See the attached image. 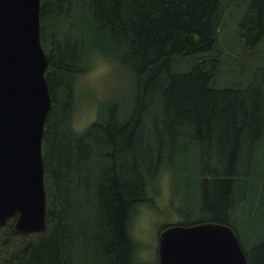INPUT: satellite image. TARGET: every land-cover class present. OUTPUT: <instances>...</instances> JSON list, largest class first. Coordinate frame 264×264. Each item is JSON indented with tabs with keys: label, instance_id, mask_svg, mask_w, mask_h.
I'll return each mask as SVG.
<instances>
[{
	"label": "trees",
	"instance_id": "16d2710c",
	"mask_svg": "<svg viewBox=\"0 0 264 264\" xmlns=\"http://www.w3.org/2000/svg\"><path fill=\"white\" fill-rule=\"evenodd\" d=\"M224 1L41 0V42L53 101L43 138L48 226L25 235L15 228L17 216L11 217L0 228V264H78L84 253L77 242L91 238L103 246L101 264H140L131 218L138 205H151L168 161L176 163L175 172L195 171L194 182L204 191L201 219L228 224L237 233L239 218L229 214L247 199L253 201L252 213L264 200V63L245 85L239 78H222L229 27ZM238 35L240 48L231 53L232 61L264 57V0H250ZM92 51L120 52L121 62L135 72L138 92L125 120L116 104L105 106L107 114L80 131L73 126V106L79 77L94 64ZM184 61L191 66L174 70ZM163 76L168 80L160 89L163 107L178 116L186 112L185 127L197 137L180 130V140L197 145L178 144L167 156L162 144L143 154L146 115L153 105L146 102L148 89ZM197 151L200 166L194 163ZM246 225L253 244L237 235L248 262L264 264L260 223Z\"/></svg>",
	"mask_w": 264,
	"mask_h": 264
},
{
	"label": "water",
	"instance_id": "95a60500",
	"mask_svg": "<svg viewBox=\"0 0 264 264\" xmlns=\"http://www.w3.org/2000/svg\"><path fill=\"white\" fill-rule=\"evenodd\" d=\"M41 42V0H0V228L14 216L25 235L47 229L43 138L52 96ZM160 264H249L232 226L171 224Z\"/></svg>",
	"mask_w": 264,
	"mask_h": 264
},
{
	"label": "rangeland",
	"instance_id": "374dc122",
	"mask_svg": "<svg viewBox=\"0 0 264 264\" xmlns=\"http://www.w3.org/2000/svg\"><path fill=\"white\" fill-rule=\"evenodd\" d=\"M249 4L250 0H225L223 11V17H227L229 27L222 44V49L226 51L222 78L231 81L239 78L241 85L247 84V78L250 80L257 78L255 72L264 63L262 54L242 63L230 59L232 52L239 51V24L247 12ZM91 56L94 64L90 70L82 73L79 77L78 91L73 106V126L80 131L95 122L100 114L106 115L105 106L112 107L116 104L119 117L125 120L131 113L138 92L135 72L132 67L121 62L120 52L102 54L92 51ZM234 56H237V52ZM195 59L197 61V57ZM191 64V61H184L173 65V68L176 71H183ZM245 72L248 74L244 75ZM167 85L168 80L166 76H163L159 82L149 86L146 102L149 106L153 101V105L146 115L148 126L144 128L146 130L142 140L143 154H146V151L156 150L162 144L166 146L165 154L167 156L178 144L184 146L197 145L196 142L188 138L180 140V130L189 131L190 136L197 137L191 129L185 127L189 126L185 119L186 112L178 116L176 110L167 111L164 109L160 89ZM215 124L218 125L219 122H215ZM213 139L215 140L214 143L219 145L217 133ZM195 153H197L198 159H195L194 163L198 166L200 153L199 151ZM175 166V162H167L168 173L164 174L163 177L160 176L162 181L158 188L152 192L154 198H152L151 205H138L136 207L137 213L131 218L130 236L136 242L138 252L142 250L148 252L149 264H158L159 231L164 225L180 221L193 222L202 216L200 210H203L204 191L200 185L194 182L195 171L175 172L176 169L175 171L172 169ZM94 173H99V169L96 168ZM211 196V200H215V195L213 196L212 192ZM252 202L251 199H247L245 203H242V206H238L235 211L229 214L233 218L238 216L237 233L241 239L245 235L250 245L253 244L249 240L250 234L254 235L252 230L250 232L247 229L246 221L257 223L258 220L260 231L264 233V200L257 202L254 211L250 213ZM77 244L81 246L79 250L84 253V255L77 256L78 264L102 263L104 249L102 244L101 249L99 248L98 240L94 238L87 241L80 239Z\"/></svg>",
	"mask_w": 264,
	"mask_h": 264
},
{
	"label": "flooded vegetation",
	"instance_id": "af4514ba",
	"mask_svg": "<svg viewBox=\"0 0 264 264\" xmlns=\"http://www.w3.org/2000/svg\"><path fill=\"white\" fill-rule=\"evenodd\" d=\"M161 178L160 179H157V181H156V183L155 184H158V185H160V183H161ZM158 188V186L156 185V187H155V189H157ZM213 187H211L210 186V189H212ZM201 211V213H206L204 210H200ZM207 219H209V218H205V219H201V217H199L198 219H195L193 222H190V223H183V221H180V222H176V223H169V224H166V225H164L162 228H161V230L159 231V236H160V233H161V231L164 229V228H166L167 226H170L171 224H194V223H201V222H209L210 220H207Z\"/></svg>",
	"mask_w": 264,
	"mask_h": 264
},
{
	"label": "clouds",
	"instance_id": "9594fccd",
	"mask_svg": "<svg viewBox=\"0 0 264 264\" xmlns=\"http://www.w3.org/2000/svg\"><path fill=\"white\" fill-rule=\"evenodd\" d=\"M148 255L149 254L146 250H142L138 252L136 259L140 262V264H149Z\"/></svg>",
	"mask_w": 264,
	"mask_h": 264
}]
</instances>
